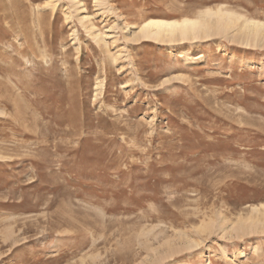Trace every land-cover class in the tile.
<instances>
[{"label":"rangeland","instance_id":"obj_1","mask_svg":"<svg viewBox=\"0 0 264 264\" xmlns=\"http://www.w3.org/2000/svg\"><path fill=\"white\" fill-rule=\"evenodd\" d=\"M213 9L0 0V264H264V36H133Z\"/></svg>","mask_w":264,"mask_h":264},{"label":"bare ground","instance_id":"obj_2","mask_svg":"<svg viewBox=\"0 0 264 264\" xmlns=\"http://www.w3.org/2000/svg\"><path fill=\"white\" fill-rule=\"evenodd\" d=\"M215 10L213 9V11L207 12L205 10L203 13L201 11L198 16L196 15L197 18L193 17L194 19L183 18L175 21L160 19L146 20L139 25L136 34H133V36L139 39L154 41H172L175 38L182 40L192 38L194 40L200 36H205L206 38L212 34L226 33L234 28H238V34L244 39L245 44H248L250 41L255 43L264 36V22L249 18L246 19V17H238V14H231L228 10V12ZM252 214H254L250 218L252 222H254L255 217L264 219V204L252 208ZM237 228L243 227L239 226Z\"/></svg>","mask_w":264,"mask_h":264}]
</instances>
